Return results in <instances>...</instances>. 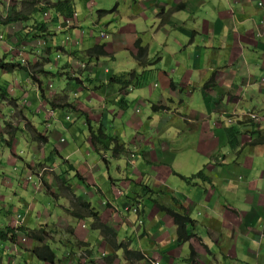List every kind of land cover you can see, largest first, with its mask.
<instances>
[{
  "label": "crops",
  "instance_id": "0c3cea01",
  "mask_svg": "<svg viewBox=\"0 0 264 264\" xmlns=\"http://www.w3.org/2000/svg\"><path fill=\"white\" fill-rule=\"evenodd\" d=\"M60 1L0 0V263L264 264V0Z\"/></svg>",
  "mask_w": 264,
  "mask_h": 264
},
{
  "label": "trees",
  "instance_id": "16d2710c",
  "mask_svg": "<svg viewBox=\"0 0 264 264\" xmlns=\"http://www.w3.org/2000/svg\"><path fill=\"white\" fill-rule=\"evenodd\" d=\"M69 7V0H64V1H60L56 4L53 5V7H61L62 9L64 7ZM97 48V47H96ZM96 48L94 49V51L96 50ZM16 68H21L24 69L21 65L19 64H8V63H3L2 61H0V69H6V70H13ZM97 139V137H95V135L92 136V142H95V140ZM118 146V145H117ZM93 217L95 218V223L94 226L100 228L101 230H105L106 228L101 225L98 220H97V216L95 214H93ZM183 219L182 217H180L179 215H175V221L176 222H180L179 220ZM22 228H18L17 230L11 229V228H6L5 230H0V240L2 241H6V240H10V241H15V238L17 236L16 231H22ZM45 229H39L36 231H30L29 232V236L32 239H36L37 235H38V241H40V235L44 234ZM38 250H40L42 252V254L39 255ZM45 250V251H44ZM34 254L41 259L44 262H48V263H54L55 260V254L48 248L45 246V248H35L34 250Z\"/></svg>",
  "mask_w": 264,
  "mask_h": 264
},
{
  "label": "rangeland",
  "instance_id": "374dc122",
  "mask_svg": "<svg viewBox=\"0 0 264 264\" xmlns=\"http://www.w3.org/2000/svg\"><path fill=\"white\" fill-rule=\"evenodd\" d=\"M13 1V0H12ZM93 2H97V4L98 3H102L104 6H107L108 8H106V9H104L105 11H111L112 9H113V7H114V5H115V3H113V0H93ZM113 3V4H112ZM10 8V7H9ZM95 13H96V10L94 11V13H93V16L94 17H96V15H95ZM19 21H21V20H19ZM103 28H96L95 30H94V32L95 33H99L101 30H102ZM64 37V36H63ZM54 56L56 57V54H54ZM55 60H59V59H55ZM55 60H52V58H51V62L53 63ZM18 63H19V60H18ZM22 64H24V63H22ZM42 65H44L43 63H42ZM25 66H26V64H25ZM24 67V66H23ZM33 67V66H32ZM35 67V66H34ZM35 69V68H34ZM5 70V69H4ZM7 73H9L10 71L9 70H5ZM66 81V80H65ZM54 84H55V89L57 88V85H56V82H53ZM50 88V87H49ZM64 114H65V112H63ZM69 115H71L72 117L74 116L72 113H70ZM69 118H70V116H69ZM65 119V118H64ZM36 121H37V123H39L38 125H37V127H38V129H39V131H42V129H44L45 130V126L43 125V127L44 128H42V125H41V122L40 121H38V119H36ZM77 123V119L76 118H72V121H71V123L70 124H73V125H75ZM78 126H80L81 127V129L84 131V133L87 131V129H85V127H82L80 124H78ZM53 129H55L54 127H52ZM46 129H48V130H50L49 128H46ZM56 132L58 133V134H60V135H63V132H61V130H56ZM55 144H57V142L55 141H52L51 142V146H54ZM59 146H63L62 148H64V145H59ZM17 149H16V151H15V154L18 156V157H20L21 159H27V154H28V149H27V145L26 144H24V143H21V144H18L17 146ZM4 168H6L7 166L6 165H2ZM7 168H9V169H11V167H7ZM48 172V171H47ZM50 174V173H49ZM33 183H36L37 184V181H35V182H33ZM36 186V185H35ZM15 209L13 210V211H18L19 212V206L15 203ZM4 246H6L5 247V249H6V251H7V248H8V250H9V245H5V244H3V246L2 245H0V258H2L3 260H4V262L5 261H7L8 260V254H9V252L8 253H5V249L3 248Z\"/></svg>",
  "mask_w": 264,
  "mask_h": 264
},
{
  "label": "built area",
  "instance_id": "2783aa9c",
  "mask_svg": "<svg viewBox=\"0 0 264 264\" xmlns=\"http://www.w3.org/2000/svg\"><path fill=\"white\" fill-rule=\"evenodd\" d=\"M260 5H262V4H260ZM44 17H49V14L48 13H44ZM69 23V20H65V24H68ZM102 36L103 37H107V35H104V34H102ZM1 38V37H0ZM70 38L69 37H67L66 38V40H69ZM251 118L252 119H256L257 118V116H255V115H251ZM133 211H135V209H133ZM0 264H8V263H0ZM151 264H158V263H156V262H151Z\"/></svg>",
  "mask_w": 264,
  "mask_h": 264
}]
</instances>
